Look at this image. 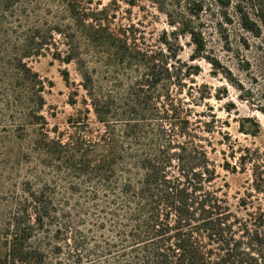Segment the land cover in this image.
<instances>
[{
	"label": "trees",
	"instance_id": "trees-1",
	"mask_svg": "<svg viewBox=\"0 0 264 264\" xmlns=\"http://www.w3.org/2000/svg\"><path fill=\"white\" fill-rule=\"evenodd\" d=\"M243 3L184 0L165 12L189 36L191 60L208 59L205 7L214 24L236 17L264 38V8L254 19ZM101 13L91 0H0V264H264V148L230 144V169L251 165L231 204L180 97L198 71L182 72L166 34L163 47L146 44ZM45 52L74 62L85 91L62 130L42 113L44 83L26 62Z\"/></svg>",
	"mask_w": 264,
	"mask_h": 264
},
{
	"label": "rangeland",
	"instance_id": "rangeland-1",
	"mask_svg": "<svg viewBox=\"0 0 264 264\" xmlns=\"http://www.w3.org/2000/svg\"><path fill=\"white\" fill-rule=\"evenodd\" d=\"M91 1L92 7L101 10V15L113 27L126 28L129 36L134 35L146 44L163 47L160 39L166 34L171 43L176 41L179 44L177 58L181 61L182 72L187 66H192L190 71H198L189 78L185 77L180 97L191 104L195 112L192 121L201 123L203 135L210 141L209 158L218 174L216 184L222 186L229 202L236 205L238 198L249 189L251 165L247 163L244 172L238 169L232 171L230 166L235 164L236 158L232 157L230 144L236 151L238 146L264 148V113L260 110L264 106L263 36L255 37L244 31L236 17L220 27L211 21L209 7H205L200 14V26L206 43L203 54L208 59L198 57L191 60L194 46L189 36L170 25L165 12L169 8L179 12V7L170 4L182 5L184 0H166L165 5L163 1L157 3L153 0ZM243 1L250 16L257 19L259 10L264 8V0ZM176 36L178 38L174 39ZM26 62L44 83L45 106L42 113L50 126L64 129L68 116L83 107L85 98L75 63L60 62L49 52L28 58ZM64 70L68 72V83L63 79ZM74 90L78 94L77 102L71 105L68 98ZM88 117L92 124L98 125L92 112ZM254 122L260 125L255 135L239 131L240 123L249 131L254 130ZM233 155L236 157L238 153Z\"/></svg>",
	"mask_w": 264,
	"mask_h": 264
}]
</instances>
